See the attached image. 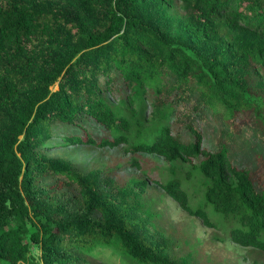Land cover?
Masks as SVG:
<instances>
[{
    "label": "trees",
    "instance_id": "trees-1",
    "mask_svg": "<svg viewBox=\"0 0 264 264\" xmlns=\"http://www.w3.org/2000/svg\"><path fill=\"white\" fill-rule=\"evenodd\" d=\"M153 2L0 0V57L8 61L0 70V102L11 111L0 128V264H36L31 240L42 249L41 264H88L94 249L105 246L116 247L128 264H176L97 194L93 179L38 153L37 143L57 124L83 129L85 135L62 133L71 141L124 142L134 152L192 163L172 168L161 184L165 192L205 224L227 229L230 240L264 252V188L231 162L229 143L201 147L200 130L204 108L228 120L236 110L253 111L243 124L230 121L228 132H244L251 121L264 129V94L253 100L244 94L264 66V0H184L194 38L200 44L219 30L232 49L229 65L162 30L152 20ZM241 25L253 31L246 39L237 33ZM234 63L246 70L242 76ZM93 74L97 82L114 80L107 90L115 100L93 90L86 102L75 101L77 83L87 88ZM164 75L171 85L163 87ZM188 95L205 96L208 107L194 110ZM149 103L159 108L148 111ZM171 116L184 119L182 131H173ZM101 130L106 133L92 134ZM48 172L53 183L41 181ZM193 176L204 191L195 206L182 187ZM70 185L80 193L69 192Z\"/></svg>",
    "mask_w": 264,
    "mask_h": 264
},
{
    "label": "rangeland",
    "instance_id": "rangeland-1",
    "mask_svg": "<svg viewBox=\"0 0 264 264\" xmlns=\"http://www.w3.org/2000/svg\"><path fill=\"white\" fill-rule=\"evenodd\" d=\"M58 1L60 3L68 2V0ZM70 4L68 3V5ZM151 9L152 20L162 30L178 36L185 42L198 44L203 49L202 52L211 58L219 56L220 63L230 64L229 61L233 57L232 49L227 47L225 41H222L219 30L215 37L202 39L200 44L194 38L188 28L189 10L185 6L184 0H154ZM218 29L222 30L221 26ZM251 32L253 33L252 30L241 25L237 33L242 39H246ZM235 35L236 33L234 37ZM7 62V59L2 55L0 70H3ZM234 66H237L236 76H242L246 72L239 64L234 63ZM108 70V68H104L99 73H107ZM163 77L165 78L163 87L171 85L172 77L169 75ZM97 78L96 75H91L87 88L79 87V83H77L75 90L78 93L75 96V101L86 102L93 90H97V94L106 93L109 98L115 100L113 94L107 90L108 86H113L114 80L109 82L108 78L103 76L102 81L97 82ZM248 84V90L244 91L247 99L253 100L255 96L258 98L259 95L264 94V66H260L259 72L253 74V78L249 79ZM57 88H59V83L54 86V89ZM72 90L74 91L73 88ZM169 97V95H164L160 100L166 103ZM189 98H192L190 106L194 110L200 111L204 106L208 107L205 96L195 99L193 95H188L186 101ZM116 99L118 100L117 97ZM221 106L224 108L223 104ZM156 107L159 108L158 105L149 103L147 110L151 111ZM246 111L236 110L229 115L230 119L228 120L225 116L224 119L221 118L223 112L214 114L215 111L204 108L202 115H206L208 118L200 128L204 134L201 147L216 150L222 143H229L231 162L237 167L248 169L254 184L259 189H263L264 129L251 121L252 127L243 128L244 132L233 131L232 133L226 130L230 121L236 126L245 123V117L253 114L250 109ZM10 116L11 111L8 106L0 102V128L10 119ZM174 126L173 131H182L184 119L175 120ZM75 128L74 125L65 128L64 124L49 127L45 137H42L39 144L37 143L38 153L46 160L66 163V166L72 170L93 179L97 194L109 199L117 211L131 221L144 239L153 245L159 244L162 249L159 251L160 254L164 253L176 264H264L262 250L252 246H243L230 240L227 229L205 224L200 217L183 209L178 201L165 192L161 184L171 177L172 168L181 166V169H188L192 163H180L179 160L176 163L170 162L157 153L134 152L130 150L129 144L124 142L114 146L100 145L91 141H71L63 137V132L72 131ZM73 132L84 134L83 129H76ZM105 133V130H101L100 132L93 131L92 134L102 135ZM199 159L200 155L194 157L193 161L198 162ZM55 178L51 172L41 175L43 183H53ZM182 187L189 192L191 205L195 206L197 201L202 199L203 188L194 176L187 178L182 183ZM66 188L71 193H80L79 187L76 185ZM96 215L100 217V213L97 212ZM215 217H217L216 214L211 215L212 219ZM30 250L31 257L37 261L36 264H41L42 249L38 242L31 240ZM118 251L116 247H97L89 255L88 264H128Z\"/></svg>",
    "mask_w": 264,
    "mask_h": 264
}]
</instances>
